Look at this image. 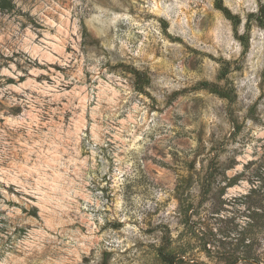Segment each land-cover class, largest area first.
I'll return each instance as SVG.
<instances>
[{"label": "rangeland", "instance_id": "1", "mask_svg": "<svg viewBox=\"0 0 264 264\" xmlns=\"http://www.w3.org/2000/svg\"><path fill=\"white\" fill-rule=\"evenodd\" d=\"M12 2L0 264H264V0Z\"/></svg>", "mask_w": 264, "mask_h": 264}, {"label": "trees", "instance_id": "2", "mask_svg": "<svg viewBox=\"0 0 264 264\" xmlns=\"http://www.w3.org/2000/svg\"><path fill=\"white\" fill-rule=\"evenodd\" d=\"M216 4L217 8L220 9L222 12L227 13L226 9L221 7L220 1H217ZM14 8L12 0H0V10L9 12ZM85 34V32H84ZM138 90H141V87H136ZM210 176L207 175L205 178V183H203L201 187V193L205 196L210 189L207 187V178ZM255 180L250 183V189L247 194L242 195L240 197V202L246 206V210L248 211L247 218L248 221L246 222L245 226H243L242 230L240 231L241 235H245L246 238H249L251 242L259 241L258 236L264 233V166L259 167L255 173ZM230 182H234V179H231ZM230 184V183H229ZM233 185L235 183H232ZM229 187L232 185H228ZM181 186L177 187L176 194L179 193V189ZM33 216H36V210L32 213ZM248 236V237H247ZM165 260L168 261L170 264L172 262V258L168 257L167 255H163ZM241 260H252V262H259V256L256 254L249 253L246 257H242Z\"/></svg>", "mask_w": 264, "mask_h": 264}]
</instances>
